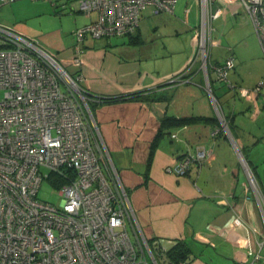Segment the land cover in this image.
I'll return each instance as SVG.
<instances>
[{"label":"built area","instance_id":"2783aa9c","mask_svg":"<svg viewBox=\"0 0 264 264\" xmlns=\"http://www.w3.org/2000/svg\"><path fill=\"white\" fill-rule=\"evenodd\" d=\"M13 1L0 0V4ZM44 1L55 5L56 0ZM76 1L79 11L87 16L94 12L95 19L71 32L73 71L63 68L56 55L35 39L0 24V264H161L159 255L169 248V242H149L132 221L128 192L103 142L95 140L97 128L80 84V67L87 36L133 34L143 9L151 6L156 12H173L178 0ZM187 1L196 2L200 9L189 67L199 62L209 92V77L230 88L227 75L235 66L233 56L219 62L210 58L211 48L218 43L212 37L213 7L251 24L264 51V0ZM262 86L264 79L253 91L261 94ZM206 156L205 147L196 146L168 171L183 175ZM44 167L47 173L41 171ZM247 175L254 188L255 179L248 169ZM53 177L63 182L53 184ZM43 179L59 189L60 205L36 197ZM241 223V217L234 215L232 224ZM262 246L259 243V250ZM259 258L257 251L254 260Z\"/></svg>","mask_w":264,"mask_h":264},{"label":"crops","instance_id":"0c3cea01","mask_svg":"<svg viewBox=\"0 0 264 264\" xmlns=\"http://www.w3.org/2000/svg\"><path fill=\"white\" fill-rule=\"evenodd\" d=\"M56 1L55 6L58 5ZM71 1L61 0L59 5L66 7L68 3L72 5ZM180 5L189 28L186 32L190 47L171 63L157 61L154 55L150 60H147L148 56H137L140 22L133 34L99 39L87 36L83 40L84 63L80 67L83 78L80 84L85 90L96 96L144 90L150 92L151 97H160V100H123L97 105L91 112L97 128L95 140L103 142L109 160L128 192L135 217L132 221L137 223L149 242L162 239L171 246L176 241H185L191 251L186 264H256L261 258L254 260L255 253L259 243H264V213L258 201L260 198L264 202V154H260L261 148L259 154L253 153L255 148L251 150L249 155L253 153V156L247 160L240 149L248 143L244 137L235 138L231 130L226 131L216 123H189L167 130L147 162L149 146L162 116L216 117L215 97L206 89L204 73L198 70L185 73L193 54V36L200 23V19L199 23L196 20L200 9L193 1L185 0ZM213 8L212 24L219 22L218 31L240 32L248 25L224 8L216 5ZM71 12L82 13L78 7H70ZM160 12L152 8V13ZM192 12L197 23L194 20L190 25ZM92 14L84 15L93 20ZM77 17L69 14L65 22L69 25L68 30L60 24L49 34L52 37L45 36L37 41L55 54L68 71H73V47L67 34L81 24ZM6 21L2 19L0 24L8 25ZM172 25V28L176 27L175 23ZM162 26L159 25L158 29ZM228 55H232L235 62V53ZM230 83L233 86L230 88H234L235 85ZM260 144L264 145V140ZM196 146H204L207 151L200 165L192 163L183 175L168 171V167L187 150ZM260 161L262 170L258 167ZM241 168L244 176L240 175ZM247 169L253 174L257 190L250 186ZM105 173L108 175L107 170ZM237 214L242 223L234 226L232 219Z\"/></svg>","mask_w":264,"mask_h":264},{"label":"rangeland","instance_id":"374dc122","mask_svg":"<svg viewBox=\"0 0 264 264\" xmlns=\"http://www.w3.org/2000/svg\"><path fill=\"white\" fill-rule=\"evenodd\" d=\"M60 1H56L58 4L55 6L56 9H54L50 2L44 0H15L10 3L0 4V21L6 19V23L8 24L6 26H13L36 41L45 36L52 37L49 34L54 32L53 30L59 27L60 24H63L66 29L69 26L65 23L69 14L74 17L78 16L77 20L81 23L78 27L90 21L84 13H69L70 7L77 9L78 3L76 0L71 1L72 5L70 3L66 4V7L59 5ZM184 2L185 0L177 1L173 14H166L163 11L158 14L152 13L151 6L143 9L140 21V41L137 43L136 48L139 58L148 56L147 60H150L154 55L157 61L165 60L166 63H171L175 59H178V57H181L188 46L190 47L189 35L186 32L189 28L188 24L184 22L185 15L180 5ZM168 15L170 16L168 17ZM91 18H95L94 12ZM194 20L195 16L192 12L191 16H189V24L191 25L190 22ZM196 20L199 23V14ZM174 23L176 27H173V29L171 26ZM163 24L165 27L162 26ZM159 25L162 26L160 29H158ZM213 27L212 37L215 40L220 39V43L216 40L218 44L213 46L210 51L213 61H221L231 52L235 53L236 56L235 66L228 76V80L235 85L234 88H229L226 82L209 78L211 93L217 102L215 99L213 101L219 111L218 114L217 110L214 109L215 114L218 124L224 130L230 131V127L235 138L240 135L248 140L246 146L240 149L247 157V160H250L254 152L259 154L258 150L260 148L262 149L260 154H264V145L260 144L264 140V137H262L264 135H261L264 134V103H262L264 102V95H262L264 94V86L261 88V94L253 91L255 85L261 79H264V51H262L254 29L249 23L240 32L236 30L229 31V29L224 32L222 30L218 31V21L213 22ZM75 29L69 30L67 34L71 44L73 43L71 32ZM55 35L57 36V34ZM195 70L203 72L198 61L190 66L185 73ZM183 76L187 75L183 74ZM2 94L3 91L0 90V98ZM235 148L237 149L236 145ZM253 149V153L249 155ZM233 153L237 157L234 150ZM261 165L262 162L260 161L258 167L260 166L262 170ZM41 171L47 173L48 169L44 167L41 168ZM240 175L244 176L242 168L240 169ZM254 189L257 190L256 185ZM36 197L55 206L60 205L62 202L59 189L53 186L47 179L42 180ZM259 200L262 207H264L262 199L259 198ZM257 251H259L261 259L256 264H264V246L260 250L258 247Z\"/></svg>","mask_w":264,"mask_h":264},{"label":"trees","instance_id":"16d2710c","mask_svg":"<svg viewBox=\"0 0 264 264\" xmlns=\"http://www.w3.org/2000/svg\"><path fill=\"white\" fill-rule=\"evenodd\" d=\"M55 6V5H53ZM56 9V7H54ZM210 76V75H209ZM210 78V77H209ZM211 81V79H210ZM211 85V84H210ZM87 94V104L92 112L93 109L102 103H108V102H117V101H123V100H141V101H149V99L153 100H160V97H151L150 92L146 93V91H136L128 94L123 95H111V96H96L90 93L89 91L85 90ZM189 123H216L218 125V119L216 117H205V116H182V117H176L173 115H164L160 119V124L158 127V130L152 139L150 146H149V154L147 162H150L152 154L154 150L159 145V142L161 138L167 134V130H169L171 127L174 126H181ZM229 127V125H228ZM229 130L230 127H229ZM57 182V183H56ZM63 180L58 177L52 178L53 184H60ZM190 248L186 244L185 241H176L173 245L169 246V248L161 255H159L160 263H167V264H174L179 261H186L190 256Z\"/></svg>","mask_w":264,"mask_h":264},{"label":"water","instance_id":"95a60500","mask_svg":"<svg viewBox=\"0 0 264 264\" xmlns=\"http://www.w3.org/2000/svg\"><path fill=\"white\" fill-rule=\"evenodd\" d=\"M238 150V152H240V150L239 149H237Z\"/></svg>","mask_w":264,"mask_h":264}]
</instances>
